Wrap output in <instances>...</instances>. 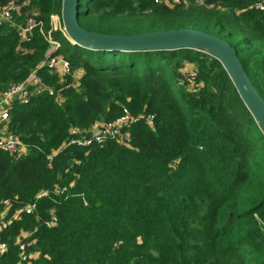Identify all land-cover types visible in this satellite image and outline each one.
Segmentation results:
<instances>
[{"label": "trees", "instance_id": "trees-1", "mask_svg": "<svg viewBox=\"0 0 264 264\" xmlns=\"http://www.w3.org/2000/svg\"><path fill=\"white\" fill-rule=\"evenodd\" d=\"M10 0H0V8ZM39 12L31 40L0 27V91L24 83L45 61L51 16L64 0H30ZM258 0H190L170 7L156 0H81L80 24L91 32L134 35L192 28L229 42L264 98V13ZM18 24L24 16L14 15ZM58 52L71 66L59 75L38 71L46 89L10 111V130L27 146L0 152V202L10 217L37 204L0 232L8 245L0 264H264V170L253 165L254 121L229 74L205 52L91 51L61 32ZM184 62L197 65L190 86ZM64 88V89H63ZM63 89V103L52 90ZM128 109L153 115L130 129L131 143L67 145L72 130L110 123ZM57 152L53 161L48 156ZM67 188L62 195L55 192ZM51 196L37 199L40 192ZM3 207L0 209V213ZM56 217L48 228L43 223ZM30 234L29 238L22 236ZM37 255V256H32Z\"/></svg>", "mask_w": 264, "mask_h": 264}, {"label": "built area", "instance_id": "built-area-1", "mask_svg": "<svg viewBox=\"0 0 264 264\" xmlns=\"http://www.w3.org/2000/svg\"><path fill=\"white\" fill-rule=\"evenodd\" d=\"M172 7L176 6H188L190 0H169ZM160 3L163 0H156ZM199 4H204L205 0H196ZM253 8L261 13H264V0H258ZM14 15L24 16V22L18 24L14 21ZM39 12L31 5L30 0H10L6 6L0 8V27L6 24H10L15 27L18 33V37L21 42L31 40L33 31L41 27V23L37 22V16ZM61 32L72 43V39L68 35L65 28L63 15L51 16V31L46 36L50 48L47 53L45 61L34 70L28 77V79L22 84H15L9 87L5 91H0V152L11 155L13 157H20L27 153V146L21 141L19 136L14 134L10 130V111L16 103L29 104L31 98L35 92L43 91L46 89L42 79L38 75V71L43 68H48L59 75L60 83L66 89H75L78 87L77 79L73 83H67V78L71 75L70 63L59 55L58 52L61 49V44L56 41L52 33ZM184 81L190 86L196 84L199 79V71L195 65H192L183 73ZM63 88V89H64ZM63 89L57 91L52 90L55 94L56 100L59 103H63ZM144 120L148 124L153 125L155 117L153 115L141 114L134 116L128 109H124L123 115L117 120L110 123L98 124L93 129H73L71 132L74 138L67 143V145H76L79 147H91L95 144L102 145L108 140L115 141L120 146H129L131 143V127L137 122ZM57 152H53L48 156V161L51 163ZM58 194H66L67 188L58 187L55 190ZM51 196L50 190H44L40 192L37 199H44ZM3 207V211L0 213V232L11 225L14 220L19 219L22 215H33L36 212L37 204L28 205L26 207L18 208L15 213L10 217L9 211L12 208L11 201L0 202V209ZM58 222L56 217H52L48 221H44V225L48 228L55 226ZM23 236V235H22ZM27 244H20L22 264H25L29 260V256L26 254ZM8 250V245L4 243L0 237V254H5Z\"/></svg>", "mask_w": 264, "mask_h": 264}, {"label": "water", "instance_id": "water-1", "mask_svg": "<svg viewBox=\"0 0 264 264\" xmlns=\"http://www.w3.org/2000/svg\"><path fill=\"white\" fill-rule=\"evenodd\" d=\"M81 0H64L62 15L74 45L91 51L168 52L194 50L217 59L229 74L242 101L264 132V98L249 78L236 49L227 41L204 31L186 28L134 35L91 32L80 24Z\"/></svg>", "mask_w": 264, "mask_h": 264}, {"label": "rangeland", "instance_id": "rangeland-1", "mask_svg": "<svg viewBox=\"0 0 264 264\" xmlns=\"http://www.w3.org/2000/svg\"><path fill=\"white\" fill-rule=\"evenodd\" d=\"M163 3H166L167 5L172 7L169 0H163ZM183 64L184 65L181 69V73H184L186 71V69H188L192 65H195V64H192L190 62H184ZM195 66L197 67V65H195ZM251 131H253V132L250 135L249 141H250L251 146H252V151L254 152V154H253V163L254 164L253 165H256L258 162H260L262 164V169L264 170V142H260L258 140V132L256 131V128H254L253 125L251 127ZM23 236H24V238L27 239L30 237V234L24 233ZM32 256H37V255H32Z\"/></svg>", "mask_w": 264, "mask_h": 264}]
</instances>
